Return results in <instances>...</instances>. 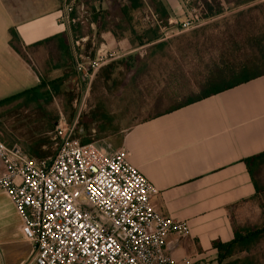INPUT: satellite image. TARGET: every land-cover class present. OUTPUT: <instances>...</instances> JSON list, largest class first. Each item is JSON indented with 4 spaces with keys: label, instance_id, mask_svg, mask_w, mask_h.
Here are the masks:
<instances>
[{
    "label": "crops",
    "instance_id": "obj_1",
    "mask_svg": "<svg viewBox=\"0 0 264 264\" xmlns=\"http://www.w3.org/2000/svg\"><path fill=\"white\" fill-rule=\"evenodd\" d=\"M61 1L0 0V99L36 86L42 79L62 78L60 93L67 92L69 83L78 89L69 30L59 19ZM257 1L219 0L223 11L201 20L211 21L226 8L239 9ZM101 2L105 7L100 6V17L112 14L108 17L119 25L124 17L117 3L124 5L127 1ZM147 2L159 5L170 21L186 17L192 7L187 0H144ZM10 29L25 56L10 44ZM133 35L138 41L146 39L144 33ZM162 40L165 41L161 38L143 45L139 42L144 47L142 53L136 46L131 47L125 51L122 63L113 61L101 67L97 94L81 118L77 138L107 150L123 149L128 160L157 187L151 197L155 209L188 223V235L170 234L167 238L174 258L217 264L212 242L230 241L234 229L243 222L259 220L258 198L243 159L264 151V74L182 106L176 104L138 118L134 112L140 97L147 93L152 99L167 79L159 80L160 86L144 85L146 93L143 91L141 79L143 75L150 78L147 74L152 73L149 60L165 50L171 55L182 51L164 49L170 43L167 39L162 47H154ZM164 69L171 71L170 67ZM119 71H124L123 79H109L111 73L115 76ZM74 100L75 97L72 105ZM15 137L7 133L5 140L10 143ZM31 257L32 246L22 236L21 219L9 197L0 190V264H23Z\"/></svg>",
    "mask_w": 264,
    "mask_h": 264
},
{
    "label": "built area",
    "instance_id": "obj_2",
    "mask_svg": "<svg viewBox=\"0 0 264 264\" xmlns=\"http://www.w3.org/2000/svg\"><path fill=\"white\" fill-rule=\"evenodd\" d=\"M62 8L59 19L69 30L70 43L79 44L70 30L75 18L66 0ZM201 15H194L196 21ZM145 18L160 29L171 24L150 9ZM161 35L164 39L167 33ZM107 57L102 49L92 59L73 51L79 82H90ZM73 127L60 115L52 132L55 152L43 157L0 139V190L12 202L22 236L32 246V257L23 264H196L172 256L168 236L188 235L189 225L155 209L151 197L157 187L126 152L82 143L71 135Z\"/></svg>",
    "mask_w": 264,
    "mask_h": 264
},
{
    "label": "rangeland",
    "instance_id": "obj_3",
    "mask_svg": "<svg viewBox=\"0 0 264 264\" xmlns=\"http://www.w3.org/2000/svg\"><path fill=\"white\" fill-rule=\"evenodd\" d=\"M66 1L71 7L70 15L75 18V22L70 24V30L72 36L78 38L79 41V44H76L75 41L69 42L71 61L73 51L81 53L84 59H92L97 55L99 49H102L108 53L107 62L101 66L103 67L113 61L115 64L122 63L126 57L125 51L131 47L136 46L139 49L138 52H143L144 47L138 45L139 41L138 39L135 40L136 35L133 34H142L147 28L152 27L148 25L147 18H145L149 9L156 13L149 2L144 3L142 7L136 10L129 11L127 15L121 14L122 16H120L124 17V20L122 19L118 25L116 20L108 17H112V14L108 13L105 17H100V6L105 7V4L101 5V0ZM206 1L211 5H215L214 0ZM233 1L241 2L242 0ZM187 3L192 7L188 9L186 17L171 21V24H167L166 28H158L159 33H167L164 39L170 42L164 49L171 47L177 52L176 49L181 48L182 51L171 55L165 50L163 54L158 53L149 60L152 73L147 74L150 78H145L143 75L141 79L143 91L146 93V86H160L159 80H162L163 77H167V79L163 81L164 86L162 89L159 88L161 90H158L155 97L151 99L147 93L143 98L140 97L142 100L136 103L134 112L138 118L170 108L198 94L201 84L212 74L214 69L224 68V63H227V66L244 64V61L250 55L253 56L255 50V47H253L255 43L248 40L261 36L264 31V0H258L251 6L239 9L226 8L225 13L211 21L203 19L196 21L194 18V15L198 17L201 15L202 0H187ZM60 9H63L62 1ZM129 17L130 19H128ZM162 20L166 22L165 19L162 18ZM81 33L84 35L83 37L80 36ZM110 54L113 55L110 56ZM131 58L135 59V57ZM101 67L95 72L90 82H79L78 89L72 87L70 83L67 84V92L54 95L45 106L51 112V117L57 112L58 119L62 115L70 126H74L71 134L73 137L78 136L81 118L84 113L87 114L85 110L87 111L89 103L94 102L97 88H99L97 75ZM165 67H170L171 71L169 72L172 75L165 72ZM176 67L179 68L178 72H176ZM259 67L261 68L262 65L259 64ZM173 69L174 72H172ZM124 74V71L116 72L115 76L111 73L109 79L121 80L125 77ZM146 80L149 81L148 84L145 83ZM223 81H226V78ZM69 97L72 99L75 97L74 105H72V99L69 100ZM15 105V103H12L0 106V124L5 130L0 131V139L10 145L17 142L8 143L5 140L7 139V133H12L21 140L32 135L35 138L44 137L46 142L44 147H40L39 150L45 156L53 155L56 149V145L52 140L54 126L48 132L43 131L44 128L41 127L42 124L38 120V112L17 109ZM59 110L61 113H59ZM33 130H36V132ZM260 184L264 187V168ZM258 202L260 206L258 222L251 221V224L243 222V225H239V227H260L263 225L264 192Z\"/></svg>",
    "mask_w": 264,
    "mask_h": 264
},
{
    "label": "trees",
    "instance_id": "obj_4",
    "mask_svg": "<svg viewBox=\"0 0 264 264\" xmlns=\"http://www.w3.org/2000/svg\"><path fill=\"white\" fill-rule=\"evenodd\" d=\"M126 1L127 3L124 5L117 3L120 13L124 15H127L129 11L142 7L144 4V0ZM214 2L215 5H211L208 1L202 0L203 7L201 10V17L206 18L214 16L220 14L223 11L222 6L215 0ZM149 4L161 18L165 20L167 19V13L165 10H163L159 5L152 4L151 2H149ZM144 34L146 35V39L144 41H139L140 45L150 43L152 41L154 42L162 38V35L159 33L157 27L147 28L144 31ZM261 34V36L248 40L255 43L253 46L255 47V50L253 56L250 55L249 58L244 61V64L239 66H227V63H224V68L221 67L214 69L212 74L201 84V89L198 94L188 98L186 101L179 103L176 106L179 107L184 104L202 99L211 94L221 92L225 89L264 74V31ZM10 35V44L12 47L18 53L25 56L22 52V49L18 46V38L12 29H10ZM164 40L165 41L162 40L156 43L154 47H162L168 42L166 39ZM259 64L262 65L261 68L259 67ZM225 78L226 81H223ZM61 81L62 78L53 81H45L42 79L36 86L25 89L4 99H0V106L15 103V107L17 109L27 110L30 112L36 111L39 115L38 120L42 124L41 127L44 128L43 131H50L53 129V126L58 119V114L56 112V114L51 117V112L48 111L45 106L49 101H51L54 95H58L60 93L59 88ZM80 82L83 83V81ZM70 99L71 98L69 97V100ZM0 131H5L1 124ZM34 132H36V130ZM13 142L19 143L22 149L29 155L37 157L45 156L44 153L39 150L40 146L46 142L44 137L35 138L32 135L26 137L24 140L15 137ZM243 161L251 177L256 192V197L259 200L261 194L264 192V187H262L260 184V178L264 168V151L250 155L244 158ZM212 246L217 250V264H264V221L263 225L260 227H237L234 229L233 238L230 241L222 242L220 240H214L212 242Z\"/></svg>",
    "mask_w": 264,
    "mask_h": 264
}]
</instances>
